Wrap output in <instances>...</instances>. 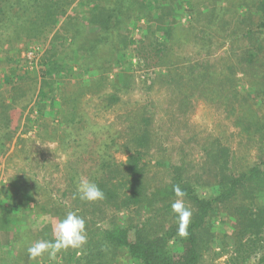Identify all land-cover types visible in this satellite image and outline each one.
Returning <instances> with one entry per match:
<instances>
[{"label": "rangeland", "instance_id": "374dc122", "mask_svg": "<svg viewBox=\"0 0 264 264\" xmlns=\"http://www.w3.org/2000/svg\"><path fill=\"white\" fill-rule=\"evenodd\" d=\"M143 1L133 0L117 30L108 32L87 22L95 0H74L48 37L44 34L39 39L25 37L13 44L3 39L0 42V79L5 97L13 83L24 82L26 86L37 80L40 85L45 77L43 59L47 52L60 48L58 56L62 57L63 49L69 50L72 45L71 50L76 49L72 52L74 63L71 61L76 75L68 79L66 93L78 99L73 104H77L76 112L84 118L88 130L63 146L58 138L50 141L35 123V115L30 112L35 99L24 111L11 110L15 133L9 141L0 127V147L3 143L7 146L0 155V190L18 188L30 193L27 215L13 219L14 233L0 229V264H68V254L72 255L75 249L61 250L55 259L45 254L34 260L27 251L37 241H54L53 226L68 212H76L92 229L109 226L114 212L103 211V216L93 223V207L84 201L79 203L77 187L70 186L73 170L67 168L73 166L67 164L77 160V146L83 137L85 144L97 140L107 145L122 144L129 126L141 114L150 116L153 141L149 172L153 183L159 186L170 180L169 168L173 164H184L186 175L193 182L202 175L206 186L216 183L218 172L212 152L218 146L231 151L234 170L239 173L264 157V56L254 60L253 65L246 63L251 47L240 36L253 30L264 43V29L257 20L259 13L253 5L252 9L245 8L253 0H214L218 7L214 20H210L207 10L211 0H160L162 6L172 8L180 27L179 38L162 60L148 56L147 16L156 14L155 3L150 10L140 7ZM34 12L14 10L6 23L12 25L9 33L25 31L20 25L24 23L21 17L31 15L36 21ZM247 14L248 19L244 17ZM68 16L75 23L70 31L66 30L71 26H63L69 22ZM95 41L100 42L99 48L89 56L87 66L78 50ZM198 63V68L190 71ZM25 78L26 82L22 81ZM114 93L120 101L106 107V99ZM113 150L117 161L126 160L122 149ZM82 156L85 162L89 161L88 155ZM78 173L83 179L86 176L84 169ZM117 216L122 219L126 212ZM213 224V232L227 238H215L206 244L208 250L202 264H228L234 255L230 222L220 213ZM80 255L78 252L77 258ZM263 263L264 244L252 253L247 264ZM118 264L134 263L121 258Z\"/></svg>", "mask_w": 264, "mask_h": 264}, {"label": "trees", "instance_id": "16d2710c", "mask_svg": "<svg viewBox=\"0 0 264 264\" xmlns=\"http://www.w3.org/2000/svg\"><path fill=\"white\" fill-rule=\"evenodd\" d=\"M73 2L74 0H0V42L3 39L13 44L25 37L29 40L39 39L44 34L48 37L51 29L66 15L67 8ZM132 2L133 0H95L87 22L108 32L117 30ZM161 2L144 0L140 4V7L151 10L155 3L156 15L149 13L147 16L150 44L146 48L149 59L152 60L166 59L171 44L173 46L179 38L178 18L173 17L172 8L162 6ZM209 4L211 6L207 10L210 20H214L218 7L214 0ZM252 5L255 12L259 13L257 20L260 28L264 29V0H253L246 3L245 8L252 9ZM137 6L139 8V2ZM14 10H34L36 21L31 15L21 17L24 23L20 25L25 31L17 33L13 30L9 33L12 25L6 23ZM244 17L248 19V14ZM67 20L69 22L63 26H71L66 30L70 31L75 23L69 16ZM26 27L28 29H24ZM189 32L192 34V30ZM240 36L252 49L245 56V62L249 61L253 65L254 60L264 56V43L256 37L253 30ZM98 43L100 42L95 41L88 48L78 50L85 65H90L87 64L90 62L89 56L99 48ZM71 48L63 49L65 56L62 54V57L58 56L60 48L47 52L43 59L45 77L41 86L37 80H31L26 86L22 84L24 82L13 83L8 97H5L4 85L0 79V127L5 131L7 141L15 133L11 128V110L20 108L24 111L34 99V110L30 112L35 115V123L44 129L50 141L58 138L64 146L87 133L86 121L76 112L77 104H73L78 99L67 94V86L70 84L68 79L76 75L71 63H74L72 52L75 53L76 49L72 51ZM122 49H127L125 40ZM198 65L199 63L192 65L190 71L192 67V70L198 68ZM22 81L26 82V78ZM262 92L264 94L263 90ZM106 101V107H110L120 100L118 94L114 93ZM57 120L58 124L55 123ZM151 122L150 116L141 114L137 122L127 129V137L122 144L113 142L107 145L100 140L85 144V137L81 138L77 146V160L67 164L73 166L67 168L69 171L73 170L69 176L70 186L78 187L83 179L78 172L84 169V179L94 180L105 193L103 200L84 201L86 205L93 207V223L103 216L105 210H111L114 215L109 226L104 229H92L91 225L86 224L87 242L82 248L75 249L72 255L68 254V264H118L121 258L134 264H202L208 250L206 244L215 238H220L221 241L227 238V235L217 236L213 232V221L220 213H224L232 228L230 237L234 243V255L228 264H247L252 253L264 244V157L239 173L234 170L231 151L218 146L212 152L213 166L218 172L216 183L206 186L202 175L193 182L186 175L184 164H173L169 168L170 180L159 186L153 183L149 172L148 156L153 141ZM114 147L122 149L127 156L125 161L116 160L111 153ZM6 150L7 146L3 143L0 155ZM83 154L90 157L89 161L83 160ZM177 185L186 193L183 197L186 205L191 206L192 216L186 237L177 235L178 221L171 209L172 203L177 199L173 190ZM29 193L18 188L15 191L0 190V229L12 232L13 219L27 215ZM76 197L79 203L82 202L78 193ZM98 212L100 215L96 214ZM120 212H126L122 219L117 216ZM78 252L81 255L77 258Z\"/></svg>", "mask_w": 264, "mask_h": 264}, {"label": "clouds", "instance_id": "9594fccd", "mask_svg": "<svg viewBox=\"0 0 264 264\" xmlns=\"http://www.w3.org/2000/svg\"><path fill=\"white\" fill-rule=\"evenodd\" d=\"M52 146L47 148L51 149ZM177 199L172 203L171 209L178 221L177 235L186 237L191 221L192 212L186 205L183 197L186 193L179 187H174ZM79 199L85 202L103 200L105 193L94 180L82 179L77 187ZM54 241L40 240L33 243L28 249L30 259H36L47 254L55 259L61 250L79 249L87 242L86 221L76 212L67 215L53 226Z\"/></svg>", "mask_w": 264, "mask_h": 264}]
</instances>
